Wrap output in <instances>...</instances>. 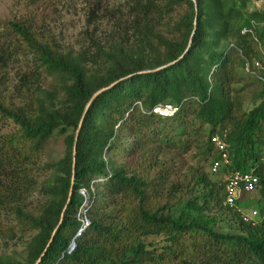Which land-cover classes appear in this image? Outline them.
<instances>
[{
    "label": "trees",
    "instance_id": "obj_1",
    "mask_svg": "<svg viewBox=\"0 0 264 264\" xmlns=\"http://www.w3.org/2000/svg\"><path fill=\"white\" fill-rule=\"evenodd\" d=\"M113 11L115 32L77 51L1 23L53 83L22 106L0 92L15 127L0 135V213L30 234L0 264H264V223L224 205L222 172L174 173L192 151L210 168L209 138L225 131L230 168L252 170L264 198V3L121 0ZM164 104L178 111L152 113ZM53 137L63 154L40 164Z\"/></svg>",
    "mask_w": 264,
    "mask_h": 264
},
{
    "label": "rangeland",
    "instance_id": "obj_2",
    "mask_svg": "<svg viewBox=\"0 0 264 264\" xmlns=\"http://www.w3.org/2000/svg\"><path fill=\"white\" fill-rule=\"evenodd\" d=\"M120 2L121 0H0V92L4 95L6 104L22 106L26 98L31 96L32 88H48L53 82L51 77L43 74L37 77L34 74L32 55L17 47L15 38L1 24L3 21L24 22L37 33L48 31L62 48L77 51L90 47L91 38L103 43L115 32L120 16L113 9L118 10ZM256 5L259 7L261 2ZM14 129L11 121L0 117V135ZM63 151L62 138H51L40 155V164L54 162L61 157ZM174 163V173L182 179L198 170L207 173L210 178L214 177L209 174L208 162L199 160L197 151L176 157ZM43 178L44 176H40V180ZM261 189L259 187L257 191L242 197L234 209L243 213L254 210L264 215ZM38 196V191H35L33 196L28 197L25 203L28 209L36 208L41 201ZM29 235L7 214L0 213V255H21Z\"/></svg>",
    "mask_w": 264,
    "mask_h": 264
},
{
    "label": "built area",
    "instance_id": "obj_3",
    "mask_svg": "<svg viewBox=\"0 0 264 264\" xmlns=\"http://www.w3.org/2000/svg\"><path fill=\"white\" fill-rule=\"evenodd\" d=\"M255 3H264V0H253ZM178 108L169 104L158 105L152 109V113L163 118L172 117ZM226 132L215 133L210 136L209 141L214 151L218 154V158L214 159L210 165L209 171L211 174L222 172V179L224 182V205L228 207H235L242 197L254 191H257L261 184L259 178L252 170L249 172H241L232 170L231 158L229 155V144L225 141ZM220 172V173H221ZM239 211V210H238ZM241 222L256 225L264 223V215L257 211L250 213H243L240 211Z\"/></svg>",
    "mask_w": 264,
    "mask_h": 264
},
{
    "label": "water",
    "instance_id": "obj_4",
    "mask_svg": "<svg viewBox=\"0 0 264 264\" xmlns=\"http://www.w3.org/2000/svg\"><path fill=\"white\" fill-rule=\"evenodd\" d=\"M161 68H163V67H161ZM161 68H158V69H156V70H159V69H161ZM156 70H154V71H156ZM149 72H151V71H149ZM116 83H117V82L111 84L109 87L114 86ZM105 89H106V88H103V89L97 91V92L91 97V99L89 100L88 104L86 105L85 111H86L87 107L89 106V104L93 101V99H94L98 94H100L102 91H104ZM85 111H84V112H85ZM83 118H84V113H83V115L81 116V119H80V121H79L78 128H77L76 133H75V137H74V141H73V149H75V147H76L77 138H78V134H79V129H80L81 123H82V121H83ZM73 170H74V169H73ZM86 224H88V222H87ZM56 229H57V227L55 228V230H56ZM53 234H54V233H53ZM53 234H52V236H53ZM52 236H51V238H52ZM50 243H51V240L48 242V244H47V246H46V249L48 248V246L50 245ZM74 246H75V244L72 243V244H71V247H70V250H72V249L74 248ZM46 249H45V250H46ZM38 261H39V260H38ZM38 261H37V262H38ZM36 264H37V263H36Z\"/></svg>",
    "mask_w": 264,
    "mask_h": 264
}]
</instances>
